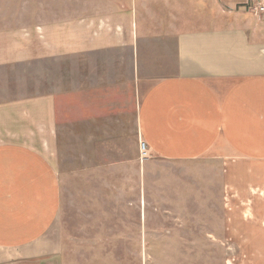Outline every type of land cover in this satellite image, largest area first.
<instances>
[{
  "label": "rangeland",
  "instance_id": "rangeland-1",
  "mask_svg": "<svg viewBox=\"0 0 264 264\" xmlns=\"http://www.w3.org/2000/svg\"><path fill=\"white\" fill-rule=\"evenodd\" d=\"M79 1L0 0V29L5 20L21 26L25 18H78ZM185 1L138 7V58L154 51L168 68L173 49L163 42L170 32L229 13L211 0ZM43 7L54 14L36 12ZM242 12L243 21L262 25L251 5ZM111 16L98 14L111 27L103 35H114L107 48L67 56L62 48L50 59L0 67V104L44 95L55 101L52 155L47 143H28L49 152L60 179V215L47 240L59 249L61 264H264V163L228 166L227 175L220 161L142 160L137 109L160 80L145 74L162 70L158 62L152 71L143 62L139 69L128 46L129 17L116 29ZM9 48L0 47V54Z\"/></svg>",
  "mask_w": 264,
  "mask_h": 264
},
{
  "label": "crops",
  "instance_id": "crops-1",
  "mask_svg": "<svg viewBox=\"0 0 264 264\" xmlns=\"http://www.w3.org/2000/svg\"><path fill=\"white\" fill-rule=\"evenodd\" d=\"M157 1L172 5L182 0H80L78 18H25L21 26L5 20L0 47L10 50L0 54V67L50 59L62 48L66 56L104 49L115 40L112 34L103 35L108 20L98 14L112 15L109 24L116 29L125 27L119 20L127 14L128 46L139 69L143 62L144 70L152 71L158 62L157 71L162 70L145 74L160 80L145 91L137 109L140 142L150 156L165 162L220 161L227 175L228 166L242 163L250 169L264 163V17L257 25L254 19L243 21L248 18L242 12L255 0H211L218 11L229 12L223 21L207 19L170 32L163 42L173 49L168 68L160 54L145 51L138 58L136 50L135 14L138 7ZM46 8L35 10L54 14ZM52 97L0 104V264H61L59 249L47 240L62 199L50 149L56 134ZM38 141L47 143L51 155L31 144Z\"/></svg>",
  "mask_w": 264,
  "mask_h": 264
},
{
  "label": "built area",
  "instance_id": "built-area-1",
  "mask_svg": "<svg viewBox=\"0 0 264 264\" xmlns=\"http://www.w3.org/2000/svg\"><path fill=\"white\" fill-rule=\"evenodd\" d=\"M251 12L255 17L261 19L264 17V0H255L251 4ZM141 159H148L150 156L149 150L145 143L140 144Z\"/></svg>",
  "mask_w": 264,
  "mask_h": 264
}]
</instances>
